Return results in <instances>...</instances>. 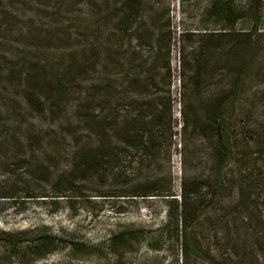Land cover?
<instances>
[{
    "label": "rangeland",
    "instance_id": "374dc122",
    "mask_svg": "<svg viewBox=\"0 0 264 264\" xmlns=\"http://www.w3.org/2000/svg\"><path fill=\"white\" fill-rule=\"evenodd\" d=\"M122 1L108 0V10L113 12ZM129 5L130 19L117 33L113 31L115 15L108 18V48L101 53L100 41L94 40L97 47L88 52L90 67L79 71L69 85L72 95L58 119L37 124L19 106L15 108L14 119L25 121L17 133L34 122L43 138L31 142L32 148L15 152L24 163L11 158L15 162L8 169L10 174L0 172V186L8 182L30 186L34 192V197L20 193L16 205L8 198L0 199V264H221L230 256L241 264L256 256L257 250L264 252L263 223L256 230H244L238 223L234 252L224 245L223 206L202 183L191 185L203 201L202 223L197 228L201 256L187 260L182 204L187 198V177L207 171L198 139H192L184 158L177 135L172 151L157 161L141 150L131 157L136 162L118 170L106 165L89 168L85 161L97 152L99 142L108 143L109 134L101 139L102 124L88 128L95 112L103 109L109 123L152 109L145 97L135 93L140 90L133 85L136 75L146 77L150 98L171 89L178 131L183 111L191 120L201 116L211 95L229 86L241 91V103L259 107L251 124H260L264 118V0H131ZM221 33L223 38L212 35ZM92 40L82 37L68 49L54 47L53 55L80 49ZM83 60L80 56L77 61ZM89 94L103 100L96 111L85 103L78 106L76 96ZM84 146L89 151L81 152ZM13 151L10 148L0 156H14ZM38 156L47 162L50 174L26 173V162ZM150 178H157L155 192L171 189V195H140L152 185ZM259 219L264 221V209ZM45 234L54 236L55 242H48ZM257 238L260 244L256 245Z\"/></svg>",
    "mask_w": 264,
    "mask_h": 264
},
{
    "label": "trees",
    "instance_id": "16d2710c",
    "mask_svg": "<svg viewBox=\"0 0 264 264\" xmlns=\"http://www.w3.org/2000/svg\"><path fill=\"white\" fill-rule=\"evenodd\" d=\"M130 2L131 0H123L110 12L108 0H0V154L3 151L8 154L10 148L14 150V156H0V172L10 174L8 169H11L10 166L15 161L24 163L25 160L15 152L32 148L31 142L43 138L41 130L36 133L34 122H31V128L30 123L26 126V134H23L26 130L21 134L17 133L25 121L14 119L16 106L23 109L31 120H37V124L53 123L58 119L62 107L72 95L69 85L75 82L77 74L83 68L88 70L90 67L88 52L97 47L94 40L100 41L101 53L108 48L110 34H105L108 18L115 15L113 31L114 34L117 33L121 24L130 19ZM134 16V19L138 17L137 11ZM65 23L68 25L62 30L57 29L58 25ZM73 27L78 29L77 32L72 31ZM212 35L221 38L225 36L222 33ZM252 35L253 33L248 34L249 37ZM82 37L93 40L88 44H81L80 49L64 50L65 54L59 57L53 55L54 47L68 49L74 40L78 41ZM80 56L84 60L78 63ZM116 58L119 60V54ZM166 67L170 76L169 62ZM133 83L140 88L135 93L145 97L152 109H145L135 117L126 116L120 121L116 118L109 123L103 109L95 112L91 122H87L88 128L102 124L104 132L101 139L105 137V133L109 134L105 137L108 138V143L99 142L97 152L85 160L88 167L99 168L106 165L118 170L124 164L131 166L136 162L131 157L140 150L145 151L151 161H157L172 151L177 135L180 136L184 158L192 139H198V150L204 152L207 171L190 179L187 177V198L185 196L182 203L183 222L187 228V260L190 256L196 259L201 256L197 228L202 223L204 209L202 199L195 196V188H191L195 184L200 187L205 183L213 198L223 206L222 240L234 252L238 245L234 229L238 223L244 230H256L261 223L264 224L259 219L264 209V118L260 124H251L259 107H248L241 103V91L238 87L229 86L211 95L201 116L191 120L183 111L182 126L178 131L171 89L165 90L166 94L150 98L146 77L136 75ZM76 100L79 101L78 106L85 103L95 111L103 103L102 99L91 94L85 98L76 96ZM261 109L264 114V106ZM107 129L112 133L106 132ZM86 148L84 146L80 151H89ZM105 155L110 156V159L105 160ZM11 158L16 160L10 162ZM26 163L25 171L30 176H36L40 172L51 173L50 167L45 166L47 162L39 156ZM148 181L152 185L140 195H171V189L159 192L152 189L157 178H150ZM184 184L186 186V180ZM20 193H24L25 197H34L31 196L34 192L30 186L18 187L8 182L0 186V199L8 198L10 204L18 203ZM43 238H47L48 242H55V237L51 234H45ZM41 243L43 242H38ZM255 244H260L258 238ZM258 252L261 254L258 255ZM221 264H235V261L230 256L224 258ZM241 264H264V252L257 250L256 256Z\"/></svg>",
    "mask_w": 264,
    "mask_h": 264
}]
</instances>
